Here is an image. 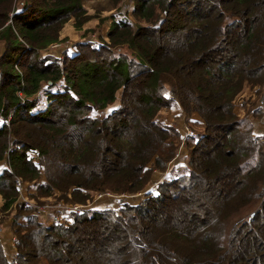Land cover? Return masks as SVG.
<instances>
[{
    "label": "trees",
    "instance_id": "1",
    "mask_svg": "<svg viewBox=\"0 0 264 264\" xmlns=\"http://www.w3.org/2000/svg\"><path fill=\"white\" fill-rule=\"evenodd\" d=\"M91 1L103 7L89 13ZM125 1L0 0L1 211L15 212L16 246L11 261L0 240V264H264V110L252 95L235 109L246 87L263 93L264 0H133L135 21L115 17L109 43L48 53L70 18L81 29ZM173 102L204 132L156 194L69 224L18 202L17 178L44 176L43 196L72 189L68 202L142 191L177 155L178 132L156 120Z\"/></svg>",
    "mask_w": 264,
    "mask_h": 264
},
{
    "label": "rangeland",
    "instance_id": "2",
    "mask_svg": "<svg viewBox=\"0 0 264 264\" xmlns=\"http://www.w3.org/2000/svg\"><path fill=\"white\" fill-rule=\"evenodd\" d=\"M124 3L122 4V7H118V9H115V10L109 7L101 9L100 16H96L89 20L90 22L91 20H94V19L98 20L99 23L97 25L92 24L91 28H87L86 30H84V32L80 31L74 39L67 38L68 41L67 39L63 41L62 40L57 41L56 43L58 44V46H56L55 44L51 45L48 49V53H52L56 57L60 58V57H63L64 55L72 56L71 52L79 51V44L82 42H92V44H94L95 46L109 43L110 39H109L108 33L112 25V21L114 20L115 17L120 18V17L126 16L131 21L133 22L135 21L134 17L131 15V11L134 7L133 0H126ZM102 7L103 5H101V2L99 1L98 2L91 1V2L86 3V8L88 9L89 13H95L97 9H100ZM73 20L74 18H70L64 24L63 29L68 24H70ZM63 48H67L65 49L67 52L63 50ZM114 53L116 55H120V54L129 53V52L127 51L126 47H117L114 49ZM56 89H57V86L53 87L51 90H56ZM122 94H123V90L120 89L117 93V99L113 103L108 105L103 112L110 113L114 109L118 108L119 105L121 104ZM251 95H252V99L253 100L257 99L259 103L258 97H256V95H253V91L250 90L249 87H246L243 93L241 94V96L236 98L235 109L237 111L238 110L241 111V109L243 110V108H245L244 100L249 98ZM166 96L167 97L169 96L168 92ZM46 104H47L46 97L42 93L38 101V106L45 107ZM156 120L161 122L164 125L175 127L176 132H178V136L176 138V141H177L176 143L178 145V151H177L176 157L170 162V164L174 162L172 166L170 167V164H169L166 171H163V172L159 171L158 169H154L152 172L150 182L140 192H127V193H122V194H116L110 191L112 195L101 198V200H104V203H102V205L100 206H97V202H100L101 200L99 201L95 199L97 197V192H91L92 197H90V199H88L85 202L86 204H88V202L92 203V204L89 203L91 204V206L90 205L88 206V209L90 210H88L87 212L105 211V210H110L109 212H112V211L114 212V210L120 211L122 207H125L128 205H132V206L138 205L143 200H145L149 196V194L151 193L156 194L158 190L157 188L160 183L174 179L178 177L179 175H182L183 173L187 171V169H189L188 161L191 157V146L190 145L192 144V142H194V140H197L199 138L200 134L204 132V124L200 116L198 114H191V115L186 114L183 110V107L180 105L179 102H173L170 106L163 107L158 112L156 116ZM255 121H256V127L260 128L261 131H264V125H263L264 117L260 118V120H255ZM188 130L192 131L190 135H188L189 133ZM190 136L191 137L193 136V137L190 138ZM149 166H151V164H149ZM44 182H45V177L43 176L41 179H39L36 182H30L33 184H25V188L22 192L23 198L19 196L18 202L23 204L24 206L34 209L35 210L34 214L37 213L41 221H44L47 225H51L55 223L54 216L59 214V211L55 209L44 211V209L46 208V204H49L48 202L50 201L54 203L56 201H65V202L70 201L67 199H72L73 190L70 189L67 192V195H64L61 192L57 191L53 195L43 196L39 193L38 186ZM25 198H28L33 204H30V206H28L24 202ZM77 203H81V202H77ZM96 208H100V209H96ZM50 211L54 213V216H50ZM14 213L15 212H12L11 214L8 215V212L1 211V206H0V227L1 229L5 228L4 224L1 222L2 220L4 221L11 220L9 228H10V231L13 232L12 225H13ZM42 216L44 217L45 220L42 218ZM71 217L73 219H70V221L71 223H73L74 217L73 215ZM13 237L15 239L14 233H13ZM10 260L11 261L14 260V255L12 258H10Z\"/></svg>",
    "mask_w": 264,
    "mask_h": 264
},
{
    "label": "built area",
    "instance_id": "3",
    "mask_svg": "<svg viewBox=\"0 0 264 264\" xmlns=\"http://www.w3.org/2000/svg\"><path fill=\"white\" fill-rule=\"evenodd\" d=\"M55 44L56 46H58V44L52 43L51 45ZM259 104L262 106L263 110H264V88H263V93L262 96L259 98ZM188 135L191 134L192 131L188 130ZM5 165L3 167L0 166V171H3L5 169H10L9 168V164L7 159L3 160ZM25 184H28L26 181L22 180L21 178H17L16 179V187L19 190L18 193V197H22V192L25 188ZM112 193L110 191L107 192H97V197L95 198L96 200H101V198L106 197V196H111ZM23 198V197H22ZM94 201V200H93ZM24 202L30 206V204H33L28 198L24 199ZM49 204H46V208L44 209V211L47 210H57L59 211V214H57L56 216H54V213L50 211V213L54 216L55 218V223L56 224H66V223H71L70 219H73L71 216L74 214H81L84 212H87L88 210V206H91V202H88V204L86 203H77V202H65V201H56L54 202H48ZM91 203V204H89ZM94 207V206H93ZM96 209H100V208H96Z\"/></svg>",
    "mask_w": 264,
    "mask_h": 264
},
{
    "label": "crops",
    "instance_id": "4",
    "mask_svg": "<svg viewBox=\"0 0 264 264\" xmlns=\"http://www.w3.org/2000/svg\"><path fill=\"white\" fill-rule=\"evenodd\" d=\"M99 23L98 20L94 19V20H91V22H87L83 25V27L81 29L77 28L75 26V19L70 23L68 24L64 29H62V32H61V35H60V40H66L67 38H75L78 33L80 31H83L86 30L87 28H91V25L92 24H95L97 25ZM68 41V39H67ZM67 48H63V50H65ZM62 50V49H61ZM52 51V50H51ZM66 51V50H65ZM60 52V51H59ZM67 52V51H66ZM78 51H74V52H71L72 54L71 55H74L76 54ZM237 113L239 114H243L244 113V108L243 110L241 109V111H237ZM255 132L258 133V134H262L264 133V131H261L260 128L256 127L255 125ZM176 161V160H175ZM174 162H172L170 164V167L172 166ZM5 165L4 161L0 163V166L3 167ZM2 171H0L1 173ZM28 184H33V183H29L27 182ZM102 203H104V200H101L100 202H97V206H100L102 205ZM3 205V197L2 195L0 194V206ZM50 216H53L51 213H50ZM42 218L44 219V217L42 216ZM45 220V219H44ZM54 221V220H53ZM6 222V223H5ZM3 224L5 226V228L3 229H0V240H1V243L4 247V250H5V253H6V256L10 259L13 257V255H15L16 253V246H15V239L13 237V232L10 231V228H9V225H10V222L11 220H7L5 221ZM12 256V257H11Z\"/></svg>",
    "mask_w": 264,
    "mask_h": 264
},
{
    "label": "water",
    "instance_id": "5",
    "mask_svg": "<svg viewBox=\"0 0 264 264\" xmlns=\"http://www.w3.org/2000/svg\"><path fill=\"white\" fill-rule=\"evenodd\" d=\"M252 215H254V213H252Z\"/></svg>",
    "mask_w": 264,
    "mask_h": 264
}]
</instances>
